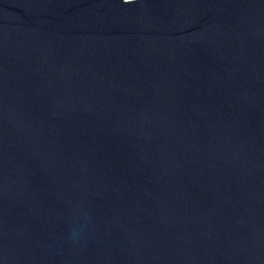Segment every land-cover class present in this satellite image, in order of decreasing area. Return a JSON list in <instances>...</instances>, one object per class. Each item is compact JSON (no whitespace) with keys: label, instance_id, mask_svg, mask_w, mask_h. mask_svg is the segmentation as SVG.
<instances>
[{"label":"water","instance_id":"1","mask_svg":"<svg viewBox=\"0 0 264 264\" xmlns=\"http://www.w3.org/2000/svg\"><path fill=\"white\" fill-rule=\"evenodd\" d=\"M0 264H264V0H0Z\"/></svg>","mask_w":264,"mask_h":264}]
</instances>
